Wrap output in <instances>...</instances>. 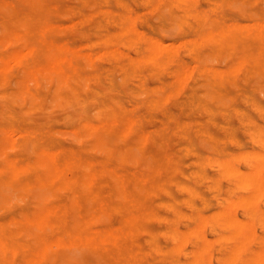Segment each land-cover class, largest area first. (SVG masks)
<instances>
[{
    "label": "bare ground",
    "instance_id": "6f19581e",
    "mask_svg": "<svg viewBox=\"0 0 264 264\" xmlns=\"http://www.w3.org/2000/svg\"><path fill=\"white\" fill-rule=\"evenodd\" d=\"M177 7L179 8V4H177ZM63 8H66L63 0H0V101L4 104L3 113L5 117L12 122L8 127L0 126V160H2L0 162V199L6 202L9 190L20 191L21 194H26L30 193L33 189H39L37 192L39 198L37 201H33L38 203L36 206L32 203L35 208L19 219H12L11 222L17 226V229L29 226L43 231V235L36 237L35 250L26 254L19 252L18 243L10 238L13 231L6 230L0 224V264H16L15 259L18 253L23 260L22 264H41L50 254L65 251L72 247H80L85 251L86 249L93 250L99 254H105L111 251L112 248H117L119 249V256L123 258L125 264H164L155 260L170 257V261L175 262L177 250H180L190 237H195L197 244L191 250V257L186 259L182 264H212L208 254L212 241L210 242L206 238L210 235L205 237L206 234L204 235L203 230L207 226L214 224L231 229L230 235H224V233L216 235L214 232L215 242L221 239L225 241V238L226 240L230 238L235 240V245L229 251L226 260L223 259V264H227V259L230 261L233 258H238L240 252L254 236L255 226L252 220V211L257 208V202L264 194V152L260 151L257 154V151H254L256 154H251L254 156V163L249 164V161L246 162V170L241 169L238 165V161H244V157L247 156L245 152L239 151L227 157L212 159L213 164L222 168L223 172L221 173L224 176L233 177L236 186L243 191L235 200H226L219 209L214 210V212L212 211V218L204 215L191 202L192 199L196 198H200L205 202L208 201L206 195L199 189L201 167L207 162V160L203 159L202 154H197L198 158L195 160L193 168L184 177L177 176V162L170 157H165L162 161L161 169L159 168L156 172L138 171L127 167L123 161H125L129 153H134L133 147L139 152L142 151L143 142L148 138L149 134L147 131H139L137 129V117L127 113L128 102H125L118 96L108 97L103 94L102 89L95 87V84L99 86L101 82H98L101 81L103 75L90 73L77 61V57H83L88 63H92L95 57L97 58L103 53L96 52L89 45L86 46V44L84 46L82 44L81 46L83 47H73L65 40L48 37L47 33L51 28V18L55 17L58 11L63 10ZM170 9L171 14L175 17L177 13L172 9V5H170ZM125 10L129 9L126 8ZM160 10L163 11V9ZM166 13L167 11H165ZM202 14L201 12H194L192 16L198 20L202 17ZM70 15L68 14V17ZM72 16L75 15L72 13ZM133 16L131 14L126 15L124 19L126 27L123 32L129 39L137 40L139 38L144 40L146 46L145 52L142 55L136 58L131 57L133 59L128 62V72L126 74L132 71L131 68L137 66L141 61L156 63L164 49L174 47L176 50V42L169 40L167 41L169 45H164L163 41L156 38V36L154 38L141 35L134 27L135 18ZM185 16L186 12L180 14L177 20L178 26L183 23V17ZM65 17L64 15L61 18ZM204 18L208 17L204 15ZM243 19L245 20L246 18ZM71 30L73 29L71 28ZM166 33V36H169L168 31ZM93 35L96 36V34ZM190 39L192 40V38ZM197 41L199 43L200 41H208L215 48L235 47L241 50V55L227 70H221V68L212 69L201 64L202 62L194 66L192 65L193 63H180L178 69L176 67L174 76L176 84L177 80L179 83L186 81L185 79L189 75L195 76L194 74H197L200 78L199 83L204 87V96L202 97L206 101L203 104L204 114L206 115V127L204 125L198 126L196 132L214 137L212 135L213 131L208 125H212V116L217 113V109H226L230 105V102L234 100V94L229 88L232 84L236 85L237 76H239L240 80L243 77L242 75H244L245 79H250L253 73L264 75V56L261 55L264 52V18L253 19V21L248 23L238 19L222 24H215L211 21L206 28L197 33L193 42L191 41L192 45ZM167 42L165 44H168ZM177 43H183V41L179 42L177 40ZM11 44H15V48L1 50V47L10 46ZM166 46L167 48H165ZM256 50H258L257 53L255 52ZM110 53H113V51H110ZM181 54L184 53L182 52ZM39 76L55 80L54 89L50 93L52 99L58 104H67L73 108V110L69 108L70 111L68 110V112L71 113L68 115L70 118L67 117V120L76 122L77 128H73L68 132L80 141L81 147L84 150L91 148L94 150L109 149L113 152L122 148L124 156L121 155L116 160L111 156L99 157L75 154L67 148H62L58 140L51 136L45 126L38 128L31 124V117L40 114V116H43L42 114L48 106L46 96L39 82ZM116 76L117 74L115 78ZM152 77H150L151 80ZM31 82L34 83V86L30 84ZM103 84L105 85V83ZM109 86L113 87V83H110ZM188 87L190 88V86ZM168 94L167 92L166 95L155 97L152 99V102L156 104L160 103L167 99ZM196 96L192 95L196 104H199ZM238 98L241 99L239 96ZM244 101L242 102L244 103ZM173 102H175V99ZM60 104L58 107H60ZM93 104L96 107L91 109V105ZM200 109L202 108L200 107ZM251 109L252 107L249 110ZM41 118L43 117L39 119ZM33 121L35 120L33 119ZM153 124L151 123L150 125ZM173 125L177 127V120L173 122ZM192 127L191 124L181 122V132L190 140L194 139V134H191ZM238 130L240 129L238 128ZM15 133L19 134L18 140L17 138L13 139L17 135ZM131 133H138L137 143L131 145L125 142L119 148L117 145L119 138L122 135L127 136ZM61 137L65 139L64 136ZM73 140L71 139L69 142ZM74 141L76 142L77 140ZM197 141L199 142V140ZM22 143H25L26 152L34 153L33 158H29L25 154L13 155L7 151L11 147H20ZM136 157L140 159L139 156ZM205 158L209 159L210 157L207 156ZM150 164L145 166H149ZM161 172L164 173L161 174ZM153 192H155V195L160 196L158 202H147V204L139 205L142 202V196L147 199L151 198ZM179 192L186 193L188 197L185 198L186 203H188L190 210L194 213V221L185 231L177 229V214L180 212L177 195ZM60 194H64L68 198L61 202H54L50 199ZM17 202L19 203V200ZM237 204L246 210L243 217L237 216L235 209L233 211L234 205L237 207ZM183 206L185 207V205ZM8 211H11V209H8ZM111 214L119 215V225L115 226L112 223H104L102 226H95V222H100L99 220H101L102 216H110ZM102 220L104 219L102 218ZM258 220L261 226H264V210H261ZM89 221H92V223L89 224ZM160 221L168 224L167 229L163 232H160L155 226ZM55 229H57L56 232ZM161 234L169 238V247L161 243ZM32 235L34 234L32 233ZM119 238L127 239L128 243H118L117 240ZM84 250L82 251L84 252ZM20 256L18 257L20 258ZM50 257L48 258L50 259ZM61 259L59 258V260ZM243 262L244 264H264V248L256 250ZM63 264H74V262L68 256H65Z\"/></svg>",
    "mask_w": 264,
    "mask_h": 264
},
{
    "label": "rangeland",
    "instance_id": "374dc122",
    "mask_svg": "<svg viewBox=\"0 0 264 264\" xmlns=\"http://www.w3.org/2000/svg\"><path fill=\"white\" fill-rule=\"evenodd\" d=\"M203 2L204 4H202ZM63 3H65L66 8H63V10L58 11L57 15L51 18V28L47 33L48 37L65 40L69 45L73 47H83L86 44V46L89 45V47L95 50L96 52L98 51V53H103L97 58L95 57L92 63H88L83 57H77V61L80 62V64L83 65L85 69L88 70L90 73L93 72L103 75V78L107 82L102 78L101 81H99L98 83H105V85L103 84L102 86V84L100 83L99 86L95 84V87L102 89L103 94L108 97L118 96L125 102H128L127 113L137 117V129L139 131H147L149 134L148 138L143 142V148H141L142 151L139 152L133 147L132 149L134 153H129L128 157L125 158V161L123 162H125L127 167L138 171L156 172L159 168L161 169V164L165 157H170L177 162V176L184 177V175L186 173H189V171L193 168L195 160H197L198 158L197 154H202L203 159L207 160V162H205L201 167L199 189L203 192L204 195H206L208 201L205 202L200 198H196L192 199L191 202L194 203L204 215L210 216L208 218H212V211L214 212V210L219 209L220 206L224 204V201L235 200L241 193H243L242 189L238 188L234 183V178L227 175L224 176V174L221 173L223 172L222 168L219 166L217 167L215 164H213L212 159L224 156L227 157L236 154L239 151L245 152L247 156L244 157V161H238V165L241 169L246 170V162L249 161V164L254 163V156L251 154H254V151H257V154L260 153V151L264 152V75L253 73L250 79H245L244 75H242L243 77H241L240 80L239 76H237L236 85L232 84L229 88V90H232V93L234 94V100L230 102V105L226 109H217V113L212 116V125H208L209 128L213 131L212 135L214 137L208 136L207 134L203 133L199 134L196 132L198 126L206 125V115L204 114L205 110L203 107V104L206 101L202 97L204 96V87L199 83L200 78L197 74H194L195 76L189 75V77L185 79L186 81L179 83V81L177 80L176 84L174 76L176 67L178 69L180 63H193L192 65L194 66L202 62L201 64L208 66L212 69L221 68V70H227L230 66H232L235 63L236 59L241 55V50L239 48H215L213 44L208 41H200V43L197 41L196 43H194V45H192L191 41L193 42L197 33L200 32L203 28H206L207 25L211 23V21L215 24H222L232 22L238 19L245 23H248L253 21V19L264 18V0H63ZM177 4H179V8L177 7ZM229 4L230 6H228ZM170 5H172V9L177 13L175 14V17L170 12ZM85 8L88 10H86ZM126 8H128L129 10H125ZM160 9H163V11H161ZM165 11H167L168 14H165ZM71 12L75 16H72ZM183 12H186V16L183 17V23L178 26L177 20L179 19L180 14H182ZM194 12L203 13L202 17L196 20L192 16ZM250 13H252L253 15ZM68 14L71 15L68 17ZM127 14H131L132 16L134 15V27L137 31H139L141 35H143L144 37L149 36L154 38L156 36V38H159L163 41L164 45H169V42H167L169 40L172 42H176V50L174 49V47H171L170 49H164L162 55H160L156 63L151 61H141L137 64V66L131 68L132 71H129V73L126 74V72H128V62L131 59L142 55L145 52L146 46L144 40H141L139 38L137 40L129 39L127 35L123 32L124 28L126 27V21H124V19L126 18ZM64 15L66 16V19L61 18L64 17ZM204 15L208 18H204ZM156 16L160 18L158 19ZM243 18L246 19L244 20ZM70 22L72 23L70 24ZM66 23L68 24L64 25ZM56 25L62 26L56 27ZM71 28L73 30H71ZM164 31H168L169 36H166L167 33ZM92 32L93 34H96V36L93 35ZM174 35H176L177 37ZM173 36L176 38H174ZM190 38H192V40ZM177 40H179V42L183 41V43H179V45L177 43ZM164 41L168 44H165ZM82 44L83 46H81ZM15 46V44H11L10 46L7 45L5 47H1V50H10L15 48ZM115 47L117 48V50L119 49L118 51L122 54H120ZM165 48H167V46ZM110 51H113V53H110ZM182 52L184 54H181ZM255 52L257 53L258 50H256ZM261 55L264 56V52ZM214 64H219L220 67ZM116 74L117 76L115 78ZM151 76H153L152 80L150 78ZM131 77L133 78L131 79ZM153 79L157 81H154ZM241 79L243 80V82ZM39 82L42 87V91L46 96L48 106L42 114L43 116H40V114L34 115L38 117H31V124L35 125L38 128H42L41 126H45L51 136L54 139L58 140L62 148H67L69 149V151H73L75 154L78 155L99 157L111 156L112 158L118 160L120 156L123 155L121 150L122 148L120 147H122L125 142H128V144L131 145H135L137 143L138 133H131L127 136L122 135L119 138L117 144L120 148V150L117 149L119 150V152H117V150L111 152V150L109 149L94 150L92 148L84 150L81 147L80 141L77 138L75 139V137L68 132L73 128H77L76 122H73V120H67V117L70 118L68 115L71 113L68 112V110L69 108L73 110V108L70 105L63 103H59L60 107H58L59 104L56 103L51 97L50 93H52L54 89L55 80L39 76ZM110 83H113V87L109 86ZM181 83L183 84L181 85ZM30 84L34 86L33 82H31ZM124 84H126V88H130L126 89ZM188 86H190L191 89ZM167 92L169 94L167 96V99L163 100L164 102L161 101L157 104L152 102L153 98L166 95ZM193 94L197 95L196 99L198 100L199 104H196V102L194 101L192 97ZM238 96L241 97V99L238 98ZM174 99L175 102H173ZM242 101H244V103ZM174 105L177 107H175ZM95 107V104L91 105V109ZM200 107L203 110L200 109ZM247 107H252V109L249 110L250 108ZM59 108H61V110H59ZM175 108H177L178 110ZM198 109L200 110V112ZM3 110L4 104L0 101V126L8 127V125L12 124V122L7 117H5ZM55 113L57 114V116ZM39 116L43 118L39 119ZM64 118L66 119L64 120ZM33 119L35 121H33ZM176 120L177 127L173 125V122ZM150 122L154 124L150 125ZM181 122L188 123L193 126L191 134H194V139L190 140L186 135L181 132ZM238 128L241 131L238 130ZM15 135V137L13 136V139L17 138L18 140L19 134L15 133ZM61 136H64L65 139ZM71 139L77 141L75 142L73 140L72 142H69ZM197 140H199V142ZM202 142H204L206 146L208 145V147L206 148L204 143L201 144ZM157 143L159 145L156 146L155 144ZM158 146L160 147L157 148ZM208 148H210V150H208ZM7 151L13 155L25 154L29 158H33L34 156L33 152L28 153L25 151V143H22L20 147L8 148ZM189 153H191L192 155H189ZM136 156H139L141 160L138 159V157ZM207 156L210 158L206 159L205 157ZM146 159L149 161V163H151V166L149 165L150 167L145 166L149 164ZM1 161L2 160H0V162ZM132 161H135L136 164ZM162 173L164 172H161V174ZM38 191L39 189H33L30 191V193L21 194L20 191L9 190L6 202H4L5 200L3 201L2 199H0L2 202H0V224H2L6 230L13 231V234L10 238H12V240H15L18 243V251L24 252L26 254H29L35 250L36 237L43 235V231L37 230L29 226L24 227L22 229H17V226H15V224H13L11 221L12 219L21 218L23 215L35 208L38 202L33 201H37V199L39 198L37 195ZM177 195L178 207L180 209L179 214H177V229L180 231H185V229H188L192 225L194 221V213L190 210L188 203H186L187 201L185 200V198H188L186 193L179 192ZM67 198L68 197H66L64 194H60L56 197H51L50 199H52V201L54 202H61ZM141 198L143 199L142 202L139 203V205L147 204V202H158L160 196L155 195V192H153L151 198L147 199L143 196ZM18 200L19 203L17 202ZM11 201L13 202L11 203ZM32 203H34L35 206H33ZM183 205H185V207ZM8 209H11V211H8ZM234 209L237 216L243 217L245 215L246 210L241 205L237 204V207L236 205H234L233 211ZM261 210H264V194L259 198V201L257 202V208L252 211V220L254 221L255 226L253 238L240 252L239 257L236 259L233 258L230 261L229 259H227V264H244L243 261L247 260L248 257L253 254V252L264 248V226H261L258 220L261 214ZM15 211H17V214L15 213ZM164 214L166 215V213ZM102 218L105 220V222L104 220H102ZM102 218L101 220H99L100 222H95V226H102V224L104 223H112L113 225L117 226L120 223V217L118 214L117 216L115 214H111L110 216L106 215L102 216ZM91 223L92 221H89V224ZM155 226L157 229H159L160 232H163L167 229L168 224L166 222L160 221L157 222ZM56 230L57 229H55V232ZM203 231L204 235L206 234L205 237L209 235L211 236L206 238H208L210 242L212 241L210 243L211 249L208 253L212 264H223V259L226 260L229 251L235 245V240L231 238L229 240H226L225 238V241L224 239H221L216 240L217 242H215L214 232L216 233V235L223 233L224 235H228L229 233L231 234V229L214 224L212 226H207ZM32 233L34 235H32ZM212 238L213 240H211ZM126 240L127 239L119 238L117 242L128 243V241ZM160 241L164 246H170V240L168 237H166V235L161 234ZM196 244L197 239L195 237H190L184 243L183 247H181L180 250H177V258L175 262H171L170 257H160L161 259H156L155 261L164 264H182L186 261V259L191 257V250ZM82 250L84 249L80 247H72L68 248L65 251L52 253L49 255L51 256L50 259L48 258V256L45 261H42L41 264H63V258L65 256H68L69 259L74 262V264H125L123 258L119 256V249L117 248H112L111 251L105 254H99L89 249H86V251L84 250V252H86L84 253ZM91 255H95L94 257L96 259ZM18 256H20L19 253L15 259L16 264H22L23 260L21 256L20 258ZM58 257L60 259L62 258V262L61 260H59Z\"/></svg>",
    "mask_w": 264,
    "mask_h": 264
}]
</instances>
